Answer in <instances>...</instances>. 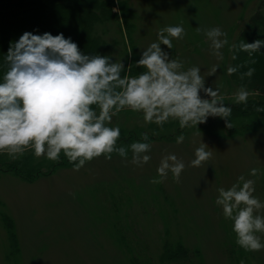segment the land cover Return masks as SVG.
<instances>
[{"label": "rangeland", "instance_id": "1", "mask_svg": "<svg viewBox=\"0 0 264 264\" xmlns=\"http://www.w3.org/2000/svg\"><path fill=\"white\" fill-rule=\"evenodd\" d=\"M7 1L9 17L0 28L4 33L0 43L7 41V28L9 40L15 42L25 32L59 35L51 31L50 23L41 30L28 20L37 0ZM259 4L260 0H126V10H134L137 31L125 44L124 14L118 0H102L103 19L96 22V33L107 39L113 63L125 61L132 41L141 56L158 42L161 29L182 26L185 34L171 38L173 48L161 45V49L169 59L181 61L182 70L200 68L205 88L219 89L225 105L232 109V128L212 116L184 129L171 118L158 126L145 123L143 113L124 109L108 126L120 128L116 147L129 149L126 159L113 152L111 159L101 155L74 171L63 152L55 161L46 155L37 157L33 150L15 160L0 153V264H156L164 257L167 240L186 246L192 257L187 264H234V251L240 246L233 222L215 201L219 188L229 189L243 175L255 181L253 195L264 203V112L254 108L261 103L257 92L248 90L247 103H235L233 97L240 87L230 82L227 69L229 49ZM96 20L88 19L89 23ZM217 27L227 33L228 44L220 50L223 59L212 54L204 32L197 31ZM61 33L66 39L73 35L65 28ZM116 39L120 43L114 44ZM123 39L127 40L125 34ZM76 43L85 54L83 44ZM9 48L1 46L0 52ZM200 96L210 99L203 92ZM142 134L149 137L151 150L146 154L151 159L137 166L131 163L130 145L141 142L137 137ZM180 135L185 139L177 144ZM202 142L212 155L201 166L191 167ZM169 154L185 164L179 182L169 172L162 183H151L161 159ZM55 163L58 168L52 174L38 175L40 169L52 171L46 169ZM252 169L260 170L257 176L250 175ZM257 214L264 216V208ZM257 235L264 243V233ZM15 239L20 242L19 251ZM255 252L249 264H262L264 249Z\"/></svg>", "mask_w": 264, "mask_h": 264}, {"label": "clouds", "instance_id": "2", "mask_svg": "<svg viewBox=\"0 0 264 264\" xmlns=\"http://www.w3.org/2000/svg\"><path fill=\"white\" fill-rule=\"evenodd\" d=\"M197 31L204 32L212 54L223 59L220 50L228 44L227 33L218 27ZM184 34L182 26L161 29L158 42L144 50L136 62L145 71L122 77L125 69L121 61L113 63L109 56L82 54L77 44L62 33L53 36L25 32L10 45L6 55L9 67L0 83V153H7L15 160L33 150L35 156L46 155L55 161L63 152L74 164V171L101 155L111 159L113 152L126 159L129 149L116 147L120 128L108 126L124 109L141 112L145 123L158 126L171 118L184 129L203 124L212 116L220 117L227 128H232L229 122L232 109L225 105L219 89L205 88L200 68L182 70L183 63L169 59L161 49V45L172 49L171 38L179 39ZM262 47V40L253 43L241 40L229 50L236 60V53L251 56ZM241 67L229 66L228 75L236 74ZM211 71L215 73L217 68ZM254 72V68H249L240 74V79H250ZM201 92L210 99H202ZM250 95L246 86H241L233 98L237 104H246ZM256 111L264 112V109L256 108ZM184 139L183 135L178 136L177 144ZM142 140L130 145L131 163L137 166L151 159L146 154L151 150L148 135L142 134ZM207 148L205 143L200 144L191 167H199L211 157ZM184 168V162L176 155L164 156L157 168V178L150 182L162 183L169 172L179 182ZM259 171L252 169L250 175L257 176ZM254 183L242 175L229 189L219 188L215 201L224 217L233 222L236 243L245 251L253 252L264 249L257 235L264 233V216L257 214L264 203L253 195Z\"/></svg>", "mask_w": 264, "mask_h": 264}, {"label": "trees", "instance_id": "3", "mask_svg": "<svg viewBox=\"0 0 264 264\" xmlns=\"http://www.w3.org/2000/svg\"><path fill=\"white\" fill-rule=\"evenodd\" d=\"M102 0H37L34 7V12L28 17V20H33V23L36 27H39L41 30L49 24L52 26L51 31H55V34H61L64 31V28L70 32H73L71 41L81 42L85 47V54L90 56L100 55V56H109L111 54V49L107 48V39H103L102 36L96 33V22L100 19H103L101 13L104 8L102 7ZM118 5L122 8L124 14L123 28H121L122 41L130 42L132 39V34L136 33L137 27L136 23L133 20L136 18L134 10H126V0H118ZM9 3L7 0H0V28L5 26L8 17H9ZM106 10V9H105ZM56 11L59 12L58 17H55ZM108 11V9H107ZM8 14V16H7ZM135 14V13H134ZM96 17L97 20L89 23L88 19ZM102 16V17H101ZM117 18L120 19V16L117 14ZM121 21V19H120ZM48 22V23H44ZM31 29L32 26H28L27 29ZM7 28V41L0 43V47H10L13 44L14 40H9ZM0 34H4L3 31H0ZM43 34L45 31H41ZM58 32V33H57ZM126 35L127 40L123 39V35ZM243 40L246 43H253L256 40L264 41V0H260L258 9L251 15L246 26L241 30L239 36L237 37L234 44L239 45V42ZM1 41V40H0ZM120 43L118 39L114 41V44ZM77 44V43H76ZM128 44V43H127ZM130 45V44H129ZM137 46L133 44L132 41V56L129 53L125 57L124 72L121 73L123 77L125 74L128 76H137L145 69L142 67H137L136 62L139 61L141 56L137 52ZM8 51L0 52V77L6 73L8 70V64L6 63V55ZM237 59L233 60V52L230 53V66L242 65L240 70L233 75H227L230 82L238 87L246 86L247 90L257 92L259 94L258 99L261 101L260 104H257V107L264 109V47L259 51L252 53L249 56L245 52H238ZM118 62V61H115ZM249 68H254V75L249 79L245 77L243 80L240 79V74L246 72ZM245 104V103H244ZM93 109L96 108L95 105L92 106ZM250 110V109H248ZM138 141L144 142L142 137H137ZM39 174H46L41 169L38 172ZM19 240L15 239L16 250H20ZM184 247H186L184 245ZM182 246H177L176 242L172 240H167L164 246V257L160 259L159 263L156 264H187L191 260V253L188 249ZM250 252V251H249ZM248 251H245L242 247L234 251L233 263L234 264H249L252 257L255 259L256 252L254 251L252 256L249 255ZM236 255V256H235ZM251 258V259H250ZM184 262V263H183ZM264 264V261L262 262Z\"/></svg>", "mask_w": 264, "mask_h": 264}]
</instances>
